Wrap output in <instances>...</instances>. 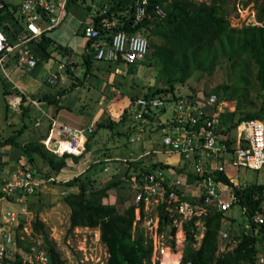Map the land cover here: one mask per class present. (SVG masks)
Returning <instances> with one entry per match:
<instances>
[{
	"label": "built area",
	"instance_id": "2783aa9c",
	"mask_svg": "<svg viewBox=\"0 0 264 264\" xmlns=\"http://www.w3.org/2000/svg\"><path fill=\"white\" fill-rule=\"evenodd\" d=\"M68 1L20 0L15 13L19 26L14 29L9 21H4L8 30L0 27V69L9 53L18 56L27 69L35 67L38 61L31 44L38 43L42 34L62 22ZM90 1L94 11L105 12L108 7L101 6L99 0ZM5 3L0 0V11ZM147 6L148 0L135 1L130 18L132 27L150 16ZM250 7L244 10L243 6L236 5L230 16L231 25H260L255 10ZM243 10L249 12L242 15ZM153 12L158 18L165 15L160 5H155ZM115 22L111 21L110 25ZM82 30L83 37L93 40L94 59L115 64V74L122 73L120 65L126 67L139 62L149 52V41L140 30L107 31L105 27L99 30L90 23ZM198 94L149 93L136 97L123 110L125 126L131 130L128 142L153 144L149 150L142 147L138 155L116 159L123 162L119 179L132 193V237L140 233L144 244L151 245V264L180 263L188 234L193 237L190 246L197 249L204 236L205 217L212 211L227 212L237 204L233 186L220 179V174L228 177L229 168H264L263 120H241L233 130L225 131L220 113L234 111L236 102L214 92ZM93 131V124L62 126L66 142L58 151L84 153ZM153 133L158 136L157 140ZM161 156L171 160L164 161ZM109 169V166L104 168ZM53 180L32 165L23 163L13 169L0 166V264H11L16 259L25 264H48L43 236L34 231L32 224L26 223L27 198L45 182ZM229 180L232 182L230 177ZM261 206L264 209V199ZM240 207L245 215L246 207ZM251 221L257 227L264 223V215L257 213ZM242 227L247 232L252 224L247 219ZM69 232L65 238L66 249L77 255L79 264H108L109 253L99 228L74 227ZM218 240V253L232 250L235 245L225 228L219 230ZM242 264H264V255L257 254L253 261Z\"/></svg>",
	"mask_w": 264,
	"mask_h": 264
},
{
	"label": "trees",
	"instance_id": "16d2710c",
	"mask_svg": "<svg viewBox=\"0 0 264 264\" xmlns=\"http://www.w3.org/2000/svg\"><path fill=\"white\" fill-rule=\"evenodd\" d=\"M135 1L99 0L101 6L107 5L108 7L105 12L91 11L88 7L87 10L93 12L89 23L99 30L102 27H105L107 31L124 29L136 32L140 30L147 39L154 37L161 39L159 44L152 45L150 54L154 59L161 61L168 86L156 87L150 93L170 92L175 95L177 89L175 81L178 80L182 83L197 71L211 73L220 53L227 54L230 58H236L243 54L255 63V79L261 90V105L253 111H243L236 105V109L232 112H221V124L225 127V131H231L241 120L264 118V0H256L255 6L256 20L261 24L240 27H234L230 23L233 9L228 10L227 0H148L147 11L150 16L146 17L139 25L132 27L130 18ZM247 4L248 2L244 5ZM155 5H160L164 9L163 18H158L154 14ZM16 10L17 4L5 3V8L0 11V27L3 30H8V27L3 25L4 21H9L14 29L19 26L15 15ZM113 20L116 22L111 26L110 23ZM86 26L87 24L82 23L81 32H83L82 27ZM54 43L52 38L42 34L41 40L34 43L35 45L33 44L32 50L35 55L41 52L47 54L48 47ZM92 43V39L87 40L88 51L83 55L88 66L94 59ZM221 89H224L222 96ZM212 92L220 97L233 99L228 93L227 85L216 87ZM148 94L149 92H146L143 96ZM139 96L141 95L130 96V101ZM50 101L56 102V100ZM27 111L28 109L21 104L22 116H25ZM237 113L239 116L235 118ZM118 123L126 125L124 113L117 121L109 119V121L97 125L99 128H113ZM23 128L24 125L1 141L0 146L10 144L21 149L34 166H36L34 153H37L47 163L49 170L58 174L69 159L77 162L84 154L74 155L63 152L58 156L47 153L38 142L32 141L22 145L16 139L23 133ZM89 147L90 144L87 140L86 150ZM45 176L51 175L45 173ZM110 178L103 185H96L91 179H84L82 175L74 176L64 182L66 188H77L75 192L70 191L63 197L70 211L69 230L84 226L99 228L101 240L106 244L109 253L108 264H151V245L144 244L140 233L132 237L133 204L128 203L122 210H119L116 203L106 201L109 190L123 183L117 173L111 175ZM219 178L233 186L234 193L238 198L237 204L246 207L245 216L251 222L252 228L247 232L242 228L238 234H230L231 240L235 241L233 249L218 253V232L221 228H225L222 225V219L226 217L230 221V218L225 214L226 212L212 211L205 217L206 228L200 246L197 249L190 246L193 237L189 233L188 244L184 249L182 260L178 264L185 261H191L193 264H242L253 261L258 254V243L262 239L259 234L253 233L256 226L251 218L257 213L264 215V209L261 206V201L264 199V183H248L243 187H236L225 174H220ZM22 222L23 219L20 227ZM32 226L34 231L40 233L44 238L48 264H63L59 251L49 238L45 223L36 216L32 220ZM227 229L229 230V227ZM258 230L260 233L264 232V223L259 225ZM11 264L25 263L16 259Z\"/></svg>",
	"mask_w": 264,
	"mask_h": 264
},
{
	"label": "rangeland",
	"instance_id": "374dc122",
	"mask_svg": "<svg viewBox=\"0 0 264 264\" xmlns=\"http://www.w3.org/2000/svg\"><path fill=\"white\" fill-rule=\"evenodd\" d=\"M12 4H16L19 0H6ZM200 1V0H198ZM248 2L247 5H244ZM79 11L83 14V17L87 18L92 16L91 11H94L93 3L90 0H78L77 2ZM228 10L233 9L235 11L236 5L241 8L243 6L244 10L246 6H251L250 9H255L256 0H227ZM90 7L89 12L87 8ZM249 9V10H250ZM241 11L242 15H245L248 11ZM150 43L149 54L147 57L139 62L130 64L128 66L120 65L121 74L116 75V79L113 80L114 86L119 87L120 97L115 102L116 110H124L127 105L130 96L132 95H143L146 92H151L156 87H167L168 81L162 70V63L158 59H154L151 56L150 51L152 50V45L159 44L161 39L159 37L148 38ZM79 62H82L81 56H73ZM66 62L63 57L54 56L53 58L40 60L39 65L33 68L32 75H37L38 78H44L48 73L57 74L58 72L60 78L55 85H45L48 92H53L57 87H64L65 72L58 68V65ZM105 63V62H104ZM103 64V63H102ZM112 65V64H111ZM85 66L81 64L78 66L76 74H80V78L83 77V71ZM113 71V69H112ZM111 71L110 75L113 76ZM256 66L255 63L246 55H241L236 58H230L227 54H219L216 59L215 66L211 73L207 72H195L189 79L184 82L175 81L174 84L177 86L176 92L180 94H194L200 93L198 95H203L204 93H210L216 87L227 85L228 93L233 98L232 100L236 102V105L240 107L243 111H253L257 110L261 105V90L259 89L258 83L255 79ZM98 76V75H97ZM95 77L94 83L96 87H92L95 91V97L91 99L82 97L81 100H73V94H67L66 98L63 97L60 103L72 104L70 111L66 115H75L76 118L79 117L78 121H73L71 124L76 126H86L90 122L91 114H93L97 109V103L101 99L103 88L105 87L106 80L103 76ZM61 78L63 80H61ZM105 80V81H104ZM68 83H70L68 81ZM87 85H89L87 83ZM86 84L84 88L87 89ZM11 89V83L8 78L0 72V141L6 139L9 135L14 133L17 129L22 126V123L31 124V115L20 118L19 112H15L8 104L5 90ZM83 90V88H81ZM224 89H221V96ZM92 93V94H93ZM97 99V101H96ZM127 101H126V100ZM87 105V106H85ZM84 107V109H83ZM117 111V112H118ZM121 113V114H122ZM106 115L104 116L105 122L110 119V114L106 110ZM239 116L236 114L235 118ZM264 122V118L261 119ZM109 121V120H108ZM131 134V130L124 126L122 123L116 124L113 128H103L95 125L93 133L88 137L90 144L89 149L85 150L83 156L77 161L71 159L68 160V166L65 170L57 175V173L52 172L46 165L38 160V167L40 171L45 173H50L55 177V180L45 182L41 188L27 198V207L29 210L28 218L26 223L32 224V220L38 216L41 219L49 233V238L55 244V247L60 253L63 260V264H79L78 257L75 253L70 251L71 249H66L65 238L69 235V207L65 204L63 197L68 192H75L76 187L66 188L64 182L70 178L82 175L84 179H91L96 185L106 184L109 176L113 175L112 172L105 171L104 166H111L117 164L120 167L123 166V162L116 159L128 158L129 156L138 155L144 148L151 149L153 144L149 141L130 143L128 138ZM153 138L158 139V136L153 133ZM135 154V155H134ZM105 158H112L110 161H105ZM162 160L170 161L171 158L166 156H161ZM119 163V164H118ZM110 170V169H109ZM123 171V169H122ZM232 181L235 186L243 187L248 183H264V168L260 170H252L246 167H239L235 171H232ZM64 180V181H62ZM107 202L116 203L119 210H122L125 205L132 203V193L129 187L124 184V182L118 186H115L109 190V195L107 197ZM15 207V205H13ZM225 214L230 218H223L224 227L230 233L238 234L245 221L246 216L242 213L239 204H235L231 209H229ZM22 221V220H21ZM229 227V230L227 229ZM257 226L253 229V233L259 234L262 241L258 243V254L264 255V232L260 233ZM218 251V250H217ZM222 253V252H221Z\"/></svg>",
	"mask_w": 264,
	"mask_h": 264
},
{
	"label": "crops",
	"instance_id": "0c3cea01",
	"mask_svg": "<svg viewBox=\"0 0 264 264\" xmlns=\"http://www.w3.org/2000/svg\"><path fill=\"white\" fill-rule=\"evenodd\" d=\"M77 2L78 0L68 1L66 5L65 18L58 26L46 34L55 42L54 45H50L48 47V53L44 54L41 52L36 55V57L38 56L36 66L40 64V60L53 58L54 56L63 57L66 60L65 63L62 64L59 62L60 64L58 65V68L64 70L65 72L64 87H57L53 92H48L45 88L43 89L42 87H44V84L55 85L60 78V75H58L59 73H48L44 78L40 79L37 75L30 74L36 66L32 69H27L24 63L20 62L18 56L14 53H9L5 59L3 68L0 69V72H2L11 83V89L8 91L5 90L8 104L13 110H15V112H19V116L21 115L20 118L31 115V124H26L25 122L22 123V126L24 125V131L18 136L16 141L22 145L32 141L38 142L44 147L47 153H53L58 156L62 153H60L57 148L62 147L66 142V137L61 132L62 126H76L71 123L79 120V117L76 118L75 115H66L67 112L64 111H70L73 103L70 104L71 106L65 103H60L61 99L63 97L66 98L67 94H73L72 92L75 93L72 95L74 102L75 100H81L83 96L84 98L91 99L92 97H95V92L93 93L95 90L92 89V87H96V85L90 81L94 82L97 75L103 76V79L106 80V84L101 93L102 97L99 100V103H97L96 111L91 114L90 122L86 124V126L76 127H87L93 124L95 129V125L106 121L104 119V116H107L106 110L110 114V119L116 121L122 113V110H116L118 104L115 107V102H117L115 99L120 97L119 87L113 85V80L116 79V75H118L114 73L115 64L108 62L104 63V61H97L93 59L88 66L84 61L83 55L88 51V48L86 47L88 39L83 37L80 27L82 23H89L91 17H83V14L79 11L80 8L78 7ZM19 3L20 0L16 4L18 5ZM32 46L33 44H31V47ZM78 55L82 57V62L73 58V56ZM80 64L81 66H85V68H83L84 71L82 78H80V74H76L77 68ZM111 71L113 72V76L110 75ZM61 80L63 79L61 78ZM68 81L70 83H68ZM87 83L89 85H87ZM84 84L88 86L87 89L84 88ZM81 88H83V90ZM15 98L19 99L18 109H15L11 104V101ZM50 100H56V102L54 103ZM129 102L130 99L127 101V105ZM21 104L28 109L25 116H22L20 112ZM125 108L126 107H124V109ZM38 160L42 161L46 167L49 168L47 163L37 153H34V162L36 165L34 166L30 163L28 157L21 149L10 144L0 146V166L2 167L13 169L24 163L32 165L40 171V167H38ZM67 166L68 162L57 175L61 174ZM106 166H109V164ZM106 166H104V168ZM109 167L110 170L113 171V174H120L122 171V167L117 164H113ZM110 170L107 171L109 172ZM233 170L234 169L232 168L228 169V178L230 177L232 179L231 176L233 175ZM48 177H52L55 180L53 175ZM109 177H111V175Z\"/></svg>",
	"mask_w": 264,
	"mask_h": 264
},
{
	"label": "water",
	"instance_id": "95a60500",
	"mask_svg": "<svg viewBox=\"0 0 264 264\" xmlns=\"http://www.w3.org/2000/svg\"><path fill=\"white\" fill-rule=\"evenodd\" d=\"M11 104L13 105V107L15 109H18L19 108V99L15 98L14 100L11 101Z\"/></svg>",
	"mask_w": 264,
	"mask_h": 264
}]
</instances>
